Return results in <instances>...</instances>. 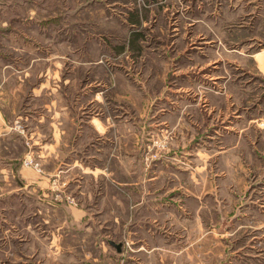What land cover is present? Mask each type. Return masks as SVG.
I'll use <instances>...</instances> for the list:
<instances>
[{"label": "rangeland", "instance_id": "374dc122", "mask_svg": "<svg viewBox=\"0 0 264 264\" xmlns=\"http://www.w3.org/2000/svg\"><path fill=\"white\" fill-rule=\"evenodd\" d=\"M158 196L177 264H264V0H0V264H131Z\"/></svg>", "mask_w": 264, "mask_h": 264}, {"label": "crops", "instance_id": "0c3cea01", "mask_svg": "<svg viewBox=\"0 0 264 264\" xmlns=\"http://www.w3.org/2000/svg\"><path fill=\"white\" fill-rule=\"evenodd\" d=\"M114 159H116L117 161ZM110 161H112L113 163H120V159H118V156H116V155H112V157L110 158ZM86 172H88V171H86ZM64 173H65V171H64ZM88 173H91L92 176L94 177V179L96 178L95 179L96 182H98V179L103 180V178H104L103 177L104 176L103 171H99L98 168H94V169L90 170ZM107 178H108L107 182L109 184H113V183H117V185L120 184V182L118 180H116L117 178L114 175V173H112V172L109 175V177H107ZM150 181H152V180H150ZM107 182H106V185H107L106 188L108 187ZM69 185H70V183H69ZM97 185L98 184H96V186ZM22 186H24L23 183H22ZM99 187L101 189H104L103 185H100ZM161 189H162L161 186L155 187L153 185L149 186V188L147 189L145 184L143 185V188L139 187V190L142 191L143 194L146 193L147 191L151 190L150 194L154 193L155 195H157L158 193H161ZM84 192H86V191H84ZM91 193L94 194L95 191L91 190ZM129 193H130V191H129ZM133 193L136 194L137 191H133ZM86 194H87V192H86ZM99 196L103 197V193H101V195L99 194ZM101 199H100V202H101ZM156 199L159 200L160 202L155 201L153 203L152 202L145 203L146 200L141 199L140 200L141 203L138 204V205L147 204L148 206H150V210L153 209L154 211L151 215L152 217L150 219H148V222L150 223L149 227L146 228V226H145L143 228V231L141 230L137 233H131L130 235H128V238H127L128 242L126 243L124 249L129 248L130 243H132V241H134V239H136V242L141 243V245L139 246L137 251H134L135 254L131 255V259H132V261L130 262L131 264H168L169 252L173 253V255H170V256L174 259V261H175L174 264H177L178 258L182 257V256H179L178 253L176 254L173 251L168 250V246L166 243L168 241H167L166 236H167V234H171V235H174L175 237H181L182 234H181V232L178 231L177 228L175 230L170 231L168 226H169V224L173 225V223H175L176 225L181 226V229L183 231V226L185 225V223H182L181 221H179L178 215L176 213H169L168 204H163L161 202V200L163 199L162 196H158V197H156ZM102 202H103V200H102ZM53 204L55 206H60L59 203H53ZM152 206H153V208H152ZM71 211L72 212H69V213L67 211H66L67 213L65 212V215L68 217L70 226H75L78 223L82 224L83 221L87 217L86 213L84 212V210H82L81 207L76 208V209L73 208V210H71ZM169 214L171 215L170 217H168ZM200 219L203 220V215H201ZM127 221H129V220H127ZM130 221H131V219H130ZM116 222L118 224L120 223V221H118V220H116ZM213 231L211 233H209L210 236H212V234H214V236H216L215 233H213ZM214 239L215 238L209 239V241L211 242V247L214 246L212 244ZM150 241L152 242V244H154L152 246V247H154V249L151 248V249L147 250L146 249V243L150 242ZM96 246H98V242L96 243ZM114 250L116 251L115 253L117 254V260H116L115 264H122L123 258L125 257L124 251H122V253H119L116 249H114ZM172 250H173V248H172ZM187 256L192 257V255L189 253ZM183 257H185V255ZM188 259H190V261L193 263V258H188Z\"/></svg>", "mask_w": 264, "mask_h": 264}, {"label": "built area", "instance_id": "2783aa9c", "mask_svg": "<svg viewBox=\"0 0 264 264\" xmlns=\"http://www.w3.org/2000/svg\"><path fill=\"white\" fill-rule=\"evenodd\" d=\"M27 161L25 162L26 166H33L35 168H39L38 164H35L34 161L31 159V157H27Z\"/></svg>", "mask_w": 264, "mask_h": 264}, {"label": "water", "instance_id": "95a60500", "mask_svg": "<svg viewBox=\"0 0 264 264\" xmlns=\"http://www.w3.org/2000/svg\"><path fill=\"white\" fill-rule=\"evenodd\" d=\"M118 249H120V247L118 246Z\"/></svg>", "mask_w": 264, "mask_h": 264}]
</instances>
